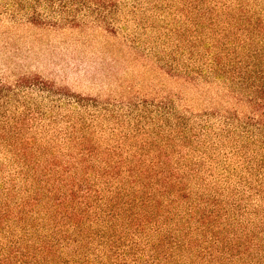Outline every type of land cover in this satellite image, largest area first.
Masks as SVG:
<instances>
[{"label":"rangeland","instance_id":"obj_1","mask_svg":"<svg viewBox=\"0 0 264 264\" xmlns=\"http://www.w3.org/2000/svg\"><path fill=\"white\" fill-rule=\"evenodd\" d=\"M0 253L264 264V0H0Z\"/></svg>","mask_w":264,"mask_h":264},{"label":"trees","instance_id":"obj_2","mask_svg":"<svg viewBox=\"0 0 264 264\" xmlns=\"http://www.w3.org/2000/svg\"><path fill=\"white\" fill-rule=\"evenodd\" d=\"M74 208L71 209V220L74 218V222L77 224V217H76V211H74ZM20 253V252H19ZM19 253H7V254H1L0 253V264H28L26 262H23L19 259Z\"/></svg>","mask_w":264,"mask_h":264}]
</instances>
